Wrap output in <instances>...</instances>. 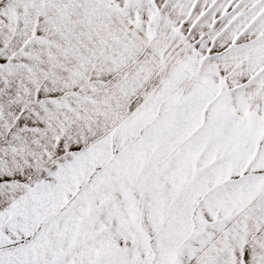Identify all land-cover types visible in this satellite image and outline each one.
Segmentation results:
<instances>
[{
	"label": "snow or ice",
	"instance_id": "6c2138e0",
	"mask_svg": "<svg viewBox=\"0 0 264 264\" xmlns=\"http://www.w3.org/2000/svg\"><path fill=\"white\" fill-rule=\"evenodd\" d=\"M0 264H264V0H0Z\"/></svg>",
	"mask_w": 264,
	"mask_h": 264
}]
</instances>
